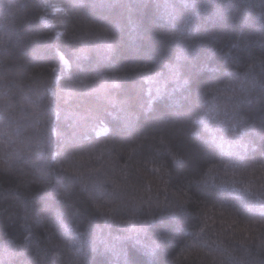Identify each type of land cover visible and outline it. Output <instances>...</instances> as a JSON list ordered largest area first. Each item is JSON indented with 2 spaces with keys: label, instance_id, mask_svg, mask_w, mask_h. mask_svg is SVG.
<instances>
[{
  "label": "clouds",
  "instance_id": "clouds-1",
  "mask_svg": "<svg viewBox=\"0 0 264 264\" xmlns=\"http://www.w3.org/2000/svg\"><path fill=\"white\" fill-rule=\"evenodd\" d=\"M65 7L99 32L68 73L101 89L57 94L44 134L5 130L0 264H264V0ZM126 65L143 69L135 95ZM157 100L166 127L126 123Z\"/></svg>",
  "mask_w": 264,
  "mask_h": 264
},
{
  "label": "trees",
  "instance_id": "trees-1",
  "mask_svg": "<svg viewBox=\"0 0 264 264\" xmlns=\"http://www.w3.org/2000/svg\"><path fill=\"white\" fill-rule=\"evenodd\" d=\"M72 2L78 4L80 0ZM105 2L114 3L116 0ZM124 2L135 7L137 0ZM65 3L66 0H0V141L7 138L4 135L6 129L14 131L28 127L37 134L46 133L49 127L47 112L57 104V94L74 98L82 92L101 89L99 82L89 84L68 73L69 69L74 70L75 56L88 54V45L98 38L99 32L79 9L74 11L79 13L80 21L69 23ZM131 38L144 43L135 33ZM126 67L129 89L135 95L132 84L143 69L132 65ZM87 104L85 97L83 107ZM151 108L155 112L151 114L154 119L149 127L142 112ZM56 110L59 112L60 108ZM134 113L141 114L138 126L141 134L151 137L154 130L166 127L168 113L158 100L155 104L145 102L142 109L134 106L126 121L130 126L135 124ZM84 115L87 113L77 109L68 123L80 121ZM116 115L123 113L117 112ZM92 131L103 141L108 127L100 124ZM12 139L17 137L13 135ZM142 143L144 147L138 153L141 158L150 152L149 141ZM157 147L163 151L166 145ZM130 150L131 147L126 149Z\"/></svg>",
  "mask_w": 264,
  "mask_h": 264
}]
</instances>
